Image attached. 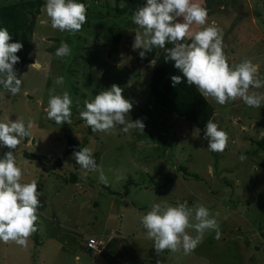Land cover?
Wrapping results in <instances>:
<instances>
[{
	"label": "rangeland",
	"instance_id": "rangeland-1",
	"mask_svg": "<svg viewBox=\"0 0 264 264\" xmlns=\"http://www.w3.org/2000/svg\"><path fill=\"white\" fill-rule=\"evenodd\" d=\"M16 1L0 0V5ZM127 1L85 0L87 13L93 14H87L92 26L78 32V40L77 35L51 27L44 4L27 50L33 62L14 66L22 80L21 93L14 96L0 85V121L34 122L31 135L21 140L15 155L24 168L23 182L37 181L43 205L38 210L37 231L26 248L0 241V264H264V168L259 166L264 158V146H260L264 145V104L251 108L237 99L221 106L208 98L215 106L213 122L229 136L225 151L213 155L194 124L168 109L162 114L155 103L149 86L152 64L139 63L140 50L132 49L135 32L142 30L132 22L116 27L121 38L115 44L111 40L115 34L108 33L111 21L103 17V26L98 25L95 14L105 12V4L122 6ZM194 2L213 10L208 23L222 30L229 64L251 59L264 79V0ZM200 27L193 25L194 30ZM61 41L72 50L63 59L55 56ZM72 55H77L73 61ZM33 63L41 67L30 68ZM58 76L64 78L63 85L54 83ZM112 84L120 86L123 97L133 104L127 119H142L144 133L136 129L124 133L120 127L111 133L93 132L80 118L83 108L79 105ZM53 88L56 94H70L71 124L46 119ZM252 92L264 94V87L250 88ZM70 136L77 146L91 149L98 166L87 176L81 170L74 184L64 181L75 165L73 155L63 149ZM6 151L0 148V157ZM25 152L40 156L31 160ZM181 165L196 177L186 175ZM101 171L107 178L104 184L115 194L101 187ZM177 202L190 209L207 207L221 235L216 238L215 231L206 232L188 255L169 250L158 255L141 218L153 203L164 207ZM187 232L197 235L194 229ZM88 234L103 238L105 245L111 239L113 250L102 249L99 259L84 253L81 241Z\"/></svg>",
	"mask_w": 264,
	"mask_h": 264
},
{
	"label": "clouds",
	"instance_id": "clouds-1",
	"mask_svg": "<svg viewBox=\"0 0 264 264\" xmlns=\"http://www.w3.org/2000/svg\"><path fill=\"white\" fill-rule=\"evenodd\" d=\"M44 8L51 27L62 33L74 36L87 23V7L77 0H46ZM131 20L142 30L135 32L132 49L140 50L141 59L154 48L165 49V62H173L175 69L182 74L171 77L173 87L186 81L188 86H195L205 100L212 98L221 106L237 99L251 108H261L264 104V94L250 93V88L264 87V79L258 75L259 66L251 59L229 64L224 52L222 30L214 22L208 23V10L199 3L194 0H146L143 6L133 11ZM193 25L201 26L200 30H194ZM11 39L8 29L0 28V85L15 96L22 91V80L18 78L14 66L20 62L17 53L22 50L23 44L10 43ZM167 44L173 47L166 48ZM71 51L70 46L61 41L55 56L63 59L71 55ZM29 67L41 66L33 63ZM54 83L63 85L64 78L58 76ZM122 92L120 86L112 84L91 101H84L79 115L93 132L111 133L120 127L124 133L132 129L144 133L142 119H127L133 104L123 97ZM72 105L73 100L67 91L56 94L55 88L49 90L46 119L58 125L71 124ZM33 127L32 120H28L26 125L22 118L15 122L0 121V148L8 149L0 157V241L6 244L14 242L25 248L29 238L37 231L38 210L43 206L39 199L42 193L38 191L35 179L23 182L24 168L18 163L15 152L21 140L31 135ZM204 138L208 141L207 148L215 153H223L229 142L228 133L211 118L206 123ZM73 158L83 176L98 168L88 147L74 151ZM240 159L243 161L245 157ZM100 182L107 183L102 171ZM141 223L147 238L153 240L158 255L165 250L173 253L183 251L188 255L206 232L215 231L216 238L221 235L217 220L203 205L190 209L180 202L164 207L153 203L142 216ZM188 229H194L197 235H189Z\"/></svg>",
	"mask_w": 264,
	"mask_h": 264
},
{
	"label": "trees",
	"instance_id": "trees-1",
	"mask_svg": "<svg viewBox=\"0 0 264 264\" xmlns=\"http://www.w3.org/2000/svg\"><path fill=\"white\" fill-rule=\"evenodd\" d=\"M77 2L84 3L85 0H77ZM45 4L44 0H19L16 2L1 4L0 5V28H7L10 32L12 39L11 42H20L23 44V48L18 52L20 54V62L17 63L20 67H23L26 63H32V58L27 57V50L31 44L32 37L35 31V25L37 23V17L40 14L41 7ZM141 0H128L125 5L114 4L109 6V4H105V12L95 14L96 20L99 26H103V17H107L108 20L111 21V24H108L109 35L115 34L114 37H111L113 43L118 44L120 42V33L116 31V27H123L129 25L132 21H130V17L133 15V11L138 7L143 6ZM213 13V10H208V16ZM89 16L93 15L92 11L87 13ZM102 18V19H101ZM133 23V22H132ZM97 25V24H95ZM89 22L83 25V28L90 27ZM77 35V36H76ZM77 40L80 35L77 33L74 35ZM56 41H59V37L55 38ZM70 40V39H69ZM68 40V41H69ZM77 40L75 41V46H77ZM190 42V41H189ZM74 44V43H73ZM173 47L172 44H167L166 48ZM73 48V47H72ZM119 52L117 48V53ZM74 53V52H73ZM79 58H82L83 61L86 60L84 54L77 53ZM165 49L154 48L151 52L146 54L144 59H141L139 55L137 56V61L141 64L151 63L150 70V80L149 86L152 91L155 103L161 107V113L163 114L165 111H172L178 117L183 118L192 124L198 130L199 136L204 138V131L206 128L207 121L211 118L213 120V115L215 113V106L209 101V99L205 100L197 91L195 86H188L185 82L178 84L176 87L172 86L171 77L174 75H182L177 69H175L173 62H165ZM76 56L71 57L73 59L77 58ZM71 61V62H72ZM87 61V60H86ZM75 91H77L76 87H74ZM81 108H84V104H80ZM168 109V110H167ZM66 142L64 144V153L66 155H73L74 151H79L83 146H77L75 140L72 136L67 137ZM261 147L264 145L260 144ZM31 160L35 157V155L31 152H25ZM215 155V152H212ZM40 155H36L35 158ZM41 160V157L38 158ZM60 161L58 160V163ZM75 165L73 166V171L70 173L68 178H65V182L67 184H74L78 182L80 179L78 177L81 169L77 166L76 161L74 159ZM259 166L264 168V158L259 161ZM182 170H185V174L189 177H196V174L189 173L186 167L180 166ZM184 168V169H183ZM188 172H187V171ZM103 189L107 190L111 193H116L109 189L107 184H100ZM94 205L97 206V202H94ZM264 235V233H262ZM95 237L97 239L98 236L88 234L81 241V248L84 253L89 255H96L97 259L101 256V250H111V240L107 242L106 245L102 247L100 252L94 248H90L87 245L88 239ZM116 247V245H115ZM113 250V249H112ZM114 253H119L117 249L114 250ZM117 260V259H116ZM125 263V262H124Z\"/></svg>",
	"mask_w": 264,
	"mask_h": 264
},
{
	"label": "built area",
	"instance_id": "built-area-1",
	"mask_svg": "<svg viewBox=\"0 0 264 264\" xmlns=\"http://www.w3.org/2000/svg\"><path fill=\"white\" fill-rule=\"evenodd\" d=\"M87 245L90 248H94L100 251L102 247L105 245V241L102 238L97 237L96 239L95 237H93L88 239Z\"/></svg>",
	"mask_w": 264,
	"mask_h": 264
},
{
	"label": "crops",
	"instance_id": "crops-1",
	"mask_svg": "<svg viewBox=\"0 0 264 264\" xmlns=\"http://www.w3.org/2000/svg\"><path fill=\"white\" fill-rule=\"evenodd\" d=\"M118 233V232H117ZM111 238H117V236H113V235H111ZM111 240V239H110Z\"/></svg>",
	"mask_w": 264,
	"mask_h": 264
},
{
	"label": "water",
	"instance_id": "water-1",
	"mask_svg": "<svg viewBox=\"0 0 264 264\" xmlns=\"http://www.w3.org/2000/svg\"><path fill=\"white\" fill-rule=\"evenodd\" d=\"M36 64H38V63H36ZM39 65V64H38Z\"/></svg>",
	"mask_w": 264,
	"mask_h": 264
}]
</instances>
